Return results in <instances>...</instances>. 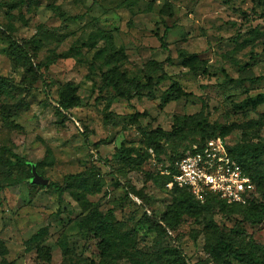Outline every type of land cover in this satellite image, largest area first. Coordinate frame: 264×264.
Here are the masks:
<instances>
[{"label": "rangeland", "instance_id": "rangeland-1", "mask_svg": "<svg viewBox=\"0 0 264 264\" xmlns=\"http://www.w3.org/2000/svg\"><path fill=\"white\" fill-rule=\"evenodd\" d=\"M9 37L31 67L7 54ZM0 76L18 88L0 95V264H223L221 237L264 256V183L240 209L184 213L163 177L207 138L264 144V0H0ZM174 83L191 96L163 103ZM66 84L77 100L58 111ZM155 129L160 153L144 136ZM15 156L49 182L85 180L58 202Z\"/></svg>", "mask_w": 264, "mask_h": 264}, {"label": "trees", "instance_id": "trees-1", "mask_svg": "<svg viewBox=\"0 0 264 264\" xmlns=\"http://www.w3.org/2000/svg\"><path fill=\"white\" fill-rule=\"evenodd\" d=\"M24 1L25 0H21V2H24ZM9 7L11 8L12 5H9ZM163 37L159 39L161 43L160 47L162 49H166V46L163 42ZM8 42H9V46L7 49V54L13 60H19L22 63V65L24 66L27 65L31 67V62L29 61V57H28V51L25 48L21 47L12 37L8 38ZM164 77L165 76L159 77L157 81L154 83L151 82V80H149L146 84L137 83L134 86V90L138 94L143 93V92H147V94L153 93L152 90L154 89V87H156L158 83L162 82L165 79ZM42 84L44 85L45 94L48 95V92H47L48 85L44 79H42ZM172 87H174V90H172L170 94L168 92L161 94L160 99L162 100L163 103H168L170 101H177L181 98L191 96V94L182 91L181 88L176 83H174ZM17 89L18 88L12 85V83L9 82L7 78L0 76V95L4 96V98H7V97L11 98L12 96H14ZM117 96L121 97L122 96L121 92H119ZM151 98H154L153 94ZM76 100H77L76 89L72 87L70 84H66L65 90L59 95V101H57L56 103L58 111H61V110L66 111L67 109H69L71 106L75 104ZM19 103L21 105H24L22 104L23 103L22 101H19ZM20 104H17L16 107L17 108L21 107ZM4 109H5V113L7 117L14 116L17 113V112H13L12 114L10 109L7 106H5ZM59 114L61 115L60 112ZM130 117L131 119L136 121L138 114L130 115ZM157 135H164V132H162L161 130L155 129V130H151L144 134L148 142V146L154 152L160 153L162 152V146L157 141ZM213 138H216V137L207 138L202 141H198L197 143H193L187 148H184L181 152L171 156L168 160V165L165 168V174H163V177H165L171 183V185L174 187L175 190L182 192L187 196L188 199L180 201V204H179V206L183 208L184 213L199 211V208L201 205L209 206V204L211 203H215V204L221 205L226 208L231 207V208L240 209L244 207L242 205L226 204L223 200L219 199V197H217L216 195H209L207 196V198L205 199L203 203H200L194 199V197L189 193L188 190L178 188L172 181V177L176 173L175 165H174L175 162L180 160L186 154L193 153L195 151L193 149L194 147L196 149H200L205 144L206 141L213 139ZM226 148H227L229 155L241 166L245 175H247L252 180V182L255 184V188L257 190L258 182L264 183V144H261V143L238 144L231 148H228V146H226ZM15 160H16L17 166H20V167L26 166L28 168V173L30 174L28 176V180H30L31 178L30 164L26 163L23 159L17 156H15ZM84 180H85L84 173L68 174L64 177L62 185L48 181V185L45 187L55 191L57 194L58 202H61L62 197L64 193L66 192L67 187H69L70 185L74 183L82 184ZM5 187L7 186H0V191L4 189ZM104 221L105 219H103L97 224L96 230H104V227H103L105 225ZM107 227L110 228L109 226ZM106 245H108L107 242H106ZM171 251H174V250H171ZM177 251L178 250H175V252ZM215 252L223 258V264H231L232 258L237 259L242 264H264V256L262 258L252 257L251 255L245 252L233 249L230 242L226 241V239L223 237H221L220 241H218V243L216 244Z\"/></svg>", "mask_w": 264, "mask_h": 264}, {"label": "built area", "instance_id": "built-area-1", "mask_svg": "<svg viewBox=\"0 0 264 264\" xmlns=\"http://www.w3.org/2000/svg\"><path fill=\"white\" fill-rule=\"evenodd\" d=\"M175 162L173 183L186 189L200 203L216 195L229 205H246L256 196L255 184L229 155L226 144L216 137L193 148Z\"/></svg>", "mask_w": 264, "mask_h": 264}, {"label": "water", "instance_id": "water-1", "mask_svg": "<svg viewBox=\"0 0 264 264\" xmlns=\"http://www.w3.org/2000/svg\"><path fill=\"white\" fill-rule=\"evenodd\" d=\"M30 168H31V178L29 180V183L32 185H39L42 187H45L48 185V180L43 178L41 175H39L36 170H35V166L30 164Z\"/></svg>", "mask_w": 264, "mask_h": 264}]
</instances>
